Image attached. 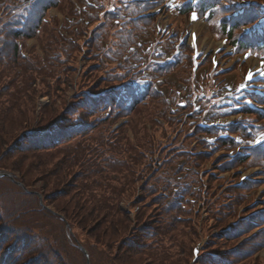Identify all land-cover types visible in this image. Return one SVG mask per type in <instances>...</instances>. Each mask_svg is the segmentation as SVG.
I'll return each instance as SVG.
<instances>
[{"label": "rangeland", "instance_id": "obj_1", "mask_svg": "<svg viewBox=\"0 0 264 264\" xmlns=\"http://www.w3.org/2000/svg\"><path fill=\"white\" fill-rule=\"evenodd\" d=\"M8 1L9 0H0V2ZM78 2H84V0H59L58 4L47 12L46 19H44L42 21L43 24L35 30L34 37L23 42V52H21V56L26 59V62L29 65L33 63L34 54H37L41 58H45V52L42 45L47 44V38L49 36L54 38V40H51V44L47 46V55L49 58L53 59L55 68L50 72V75L43 79L44 83L40 80L37 81L36 78L37 83L34 85L37 93L36 108L45 105H53L54 111L51 113H56L55 117L62 115V112L66 111V108H68V112L64 114V118L66 119V122L69 123L75 122V118L78 116V113H80L78 107L84 106L85 109L92 108L86 97H84L86 90L90 88L98 89L114 83V81L108 80L107 77L118 71L115 64L105 65L101 56L95 52L96 48H94V46L93 48L91 47L90 34H93L96 31L98 28L97 26L99 25L98 22L91 24L87 33H84L85 30L78 34L70 33V30L68 29L69 27L66 26L67 21H65L63 16L66 15V13H68ZM236 9L237 8H235V10ZM91 16L93 17L92 20L100 18L99 10L94 11ZM168 18L173 26L179 30V34L184 33L185 35L187 31H191L192 28L195 29L198 35L197 43L199 42L203 51L212 50L219 46L220 38L216 37L218 32L214 25H212L211 28L202 20H199L197 24H190L187 17L165 16L159 12L157 16L159 26L166 25ZM152 24L153 23H149V25ZM151 29V33L153 34H144V38L155 36L154 29ZM104 31L112 32L113 25H109V28H106ZM172 31H174V29H171V32ZM239 32H241V30H239ZM63 35H66L70 39L79 36L75 40V46H70ZM105 42H107V40ZM113 46L116 47V44ZM228 49L229 48H226L218 53L219 56H222V58H220L221 67L228 68L222 73L232 71L230 76L234 77L237 81L242 76L244 69L248 65L254 66L253 64H256V60L250 58L247 62L241 61L242 52H239L238 56L227 57L228 54H225L226 52L224 51H228ZM189 51V49H186V59L171 71L169 75L172 78L165 82L164 85L159 86L160 92L158 95H155L153 99L145 102L137 109L135 108L131 113L124 114L119 119L112 118L115 117L112 114V111L107 113L106 117L108 118L101 123V126L97 127L95 132L98 135L102 136L103 134L104 137H108L107 134L112 132L114 124L122 121V129H125V132L130 130V135L133 138V141L130 142L131 153L127 154V156L121 155L119 152L115 153L113 143L106 140V144L103 146L108 148H106L105 154L102 153L103 157L109 158L111 156L112 161L116 162L118 168L114 174L109 172V174H105L102 172L104 169L103 165L100 164L96 167L106 177L115 178L116 181L114 184L117 186H119L123 180L130 181V185L124 186L121 189L125 199L122 200L124 201V205H121L130 211V214L126 212L129 219L134 215V212L137 215H140L141 219L131 222L130 225L129 221L124 220L125 226L129 225V227H131V229L127 230L125 235L133 238L139 236V226L143 222L142 226L146 223V225L150 226V229L154 234H160L156 240V244H152V246L156 248L155 251L158 255H164L173 262H176L179 258L180 264H201L193 261V254H191L192 247L197 244L202 245L201 250L222 249L225 252H229L231 248L238 245V252H241L243 249L239 246L248 242V248H255L257 252L249 256L241 257L238 260H232L230 264H264V245L258 246V243L261 240L260 238L264 237V232L261 231L262 228L250 224L247 229L248 232L245 234L249 236H243L240 239L235 235L230 236L228 239L227 235L225 233L221 234L220 230L226 229L228 224L231 221H236L240 215L248 214L254 209L259 210L264 207V200H261L264 198V173L262 168L258 167V170L256 171L254 169L246 171L252 173L251 176L256 177L259 181L254 190L248 193L242 192L243 194L240 196L241 198L239 199L238 204L233 208H229L228 206L233 203L232 201L228 202L226 205L220 206L221 203L229 201L230 196L237 193L232 182L237 179L236 176L238 172L240 178V175L246 170V167L243 166L240 170H237L238 172L234 174V177H232V173L226 171L222 174L216 169V172L212 174V179H206V175H210V172L214 171V168L217 167L219 162H222L223 167H221V169H228L225 167L227 165V156H225L222 151L221 153L213 152L212 150L210 152H201L205 151L208 146L204 141V145L201 147L202 145L198 142V137L191 136L195 134L196 127L191 134H186V131L192 129L194 124H196L194 123L195 115L189 112L191 108L186 107L187 109L181 111L180 113H182V116L177 110H173V106L177 105L179 101H182L185 96L190 99L188 96L189 92L187 90H182L180 87V82L184 83V81L189 79L195 71L191 68ZM221 52L223 54H221ZM210 55L212 56V54ZM210 55L205 56V59H209ZM38 62L44 65L46 60L42 59ZM16 67H18V65L13 66L11 70H8L6 73L9 74L12 72V74L15 75L17 71L13 70ZM27 70H30V67ZM199 70L197 71L198 76L199 73L203 72L202 70ZM239 75L241 76L237 78ZM16 79L17 78L5 77L3 78V81L18 84ZM10 92L15 95V91L12 88L10 89ZM165 97L170 98V104L167 105L161 101V99H165ZM174 98H177L176 102L173 100ZM82 99L85 100L81 101ZM27 104L31 109V104L29 102ZM104 111L105 110L99 111L96 115H106ZM171 112L174 114L173 116L171 115ZM15 113L16 111L12 114ZM30 114L32 115V112H30ZM90 114L91 113H88V115ZM88 115H83V117H88L90 120L95 117H90ZM115 119L116 122L114 123ZM3 126L4 123H0V133ZM21 127L22 125H18L17 130ZM18 134L19 132L16 131L13 133V136L16 137ZM0 137V144L5 140H9V138L3 133L0 134ZM81 140L82 138H73L67 142H62L58 147L54 148L51 152L52 158L49 161V166L47 167L45 175L39 174L38 172L30 174L31 178L24 175L22 170L24 168L26 169L30 162L15 161L12 157L0 161V167L13 169L9 171H11L12 174L14 173V177L17 178V176H19L22 182L27 179L29 189H37L42 192L44 196L59 192V190L67 184H72L74 186L71 190V194L74 195L73 193H76V182H80L81 179V183H84L83 179L89 175L86 172L89 166L88 162H78V159H76V161L71 163L68 157L72 156L71 150L74 149L77 144H80ZM11 141L12 139L10 142L8 141L9 144ZM86 143L87 142L84 139L83 144L85 145ZM62 146L67 149L64 150L67 155L62 154ZM110 146L112 147L114 154H112ZM154 149L155 152H153ZM183 149L185 151H183ZM190 149L191 153H181ZM161 150H163L164 153L158 156ZM84 156L86 157V160L92 157L87 156V154H84ZM216 157L218 158L216 159ZM113 158L115 160H113ZM93 159L95 160V158ZM34 163L37 164L40 163V161H34ZM17 165H21V167H18ZM196 174H199L200 181L204 184V187H202L204 189V196L199 197V200L193 204H188L187 207H190L191 211H184L185 207H181L179 202L173 201L179 190V186L176 184L183 185L189 181L190 177H196ZM99 179L104 180V178ZM100 180H96V182L101 184L102 182ZM15 184L16 183L12 182L9 178L0 181V206L8 205L15 207L18 205V202H21L22 199L20 197H22L21 193L23 192V188ZM191 191L192 189H188L187 193H190ZM105 194H109V191L106 190ZM49 198L54 199L55 197L50 196ZM49 198L47 199V202H50ZM72 198L80 199L77 195H74ZM254 198L257 199V202L241 213V208L247 203H251ZM66 200L67 198L63 196L59 197L57 201L62 203ZM74 201L75 200L69 204L73 205ZM80 201L81 204H84L82 200ZM184 201L187 200L184 199ZM186 204V202L183 203L184 206H186ZM203 204L205 205L202 206ZM260 204L261 206H259ZM207 205L209 207L205 208ZM88 207L89 206L86 205L84 206L86 209H88ZM90 208L92 211L88 214V218H86L92 219L96 217V220H86L84 225L89 227L94 224L100 225V227H97L96 229H93L92 227L89 228L93 230H82L81 228L80 230H72V232L68 231L66 236L68 243L63 247L66 254L64 253L63 257L60 256V258L51 256L53 260L46 259L45 262L39 264H56V260L63 261L66 264H87V257L85 258L82 250L79 246L76 247L73 245L72 240H69L71 238L75 240V237L79 238L77 240L81 245L84 244L89 247L90 250L94 251V255L98 254L97 257L91 258V263L95 261V264H104L103 258L105 256L108 258L110 256L114 258L112 251V244L114 243L112 242L115 239V231L112 228L108 230L106 228L107 235L103 240L104 230L102 225L108 226L106 219L109 212L103 210L98 215L94 214L95 209L92 207ZM178 209L179 214L181 213V215L173 216ZM225 210L226 212H224ZM9 212L13 213V209L11 208ZM31 214L32 212L20 215L15 214L14 219L8 222V225L11 227L8 233V238L10 237L9 243H17V251L26 248L30 257L36 255V253L39 254L38 252H41V250L39 251L37 248L31 246L32 238L29 239L28 244L23 240L18 241V239L14 238L13 235L17 233L16 231H18V234L20 232L21 234L28 232L33 237L41 235L45 240L49 237L47 234L49 226L40 232L36 229L30 228L31 223L27 222ZM253 218L255 219V216ZM56 219L54 220V224L56 225L55 232H57L59 228ZM60 222L62 223V221ZM242 225L244 224L242 223ZM135 226H138L139 228L137 231L133 232L132 228ZM92 231H94V234L98 233L100 237L99 243V239L95 240ZM95 231H97V233ZM217 234L221 235L217 236ZM150 238L151 236L149 235L148 238L144 237L142 240L146 241L148 239L149 241ZM137 239L139 238H136L131 243H134L135 245ZM174 239L184 245L182 251L177 252L178 248L175 246L176 241ZM22 243L25 245H22ZM107 243H112L110 251L105 247ZM32 248L34 251L31 250ZM141 251H135L134 254L140 255ZM16 252H14L16 254H14V259L11 258V262L9 259L7 264H13V262L14 264H24V259H21L19 253L17 254ZM231 253L235 254L237 252ZM228 255L229 254L227 253V256ZM143 258L144 261L146 260L148 262L154 260L148 255H145ZM209 259L210 260L204 264H210L212 259ZM214 264L220 263L214 261Z\"/></svg>", "mask_w": 264, "mask_h": 264}, {"label": "trees", "instance_id": "obj_2", "mask_svg": "<svg viewBox=\"0 0 264 264\" xmlns=\"http://www.w3.org/2000/svg\"><path fill=\"white\" fill-rule=\"evenodd\" d=\"M1 5L2 3H0V12L2 10ZM70 11L73 12V8L70 9ZM14 23L20 24V21H15ZM1 31H2V34H1ZM34 34H35V28L34 26H31L29 23H28V27H26L25 25L24 29L16 30L12 22H6L4 19L0 21V112H2L0 114V118L2 119L0 120V123H4L1 133L5 134L9 139L12 136V132L15 129L17 130L18 125L20 126L22 125L20 129H23L24 127H27V125L25 126V124H29L31 127H33L35 131H37V130L42 129L43 127H46L52 121V119L55 117V114H56V113L54 114L51 113L52 111H54L53 105H45V106H42L41 108L39 119L36 120L37 122L34 124L35 118L32 121L28 122L30 118L33 117V110H34L33 108L36 103L35 100H36L37 93H36V89L34 88V85L37 83L36 78H37V81L40 80L42 83H44V80L42 77L43 76L47 77L48 75H50V72L53 70V68H55V63H53V59L49 58L47 55V46L51 44L52 42L51 40H54V38L51 36L47 38V44L42 45V48L45 52V60H46L44 65L38 62L42 60L43 58L39 57L37 54H34L33 63L29 65L26 62V59L21 56V49L23 48V45L20 47L19 41L24 39V37L26 36L31 37V35H34ZM21 62H23L25 66ZM17 65L19 66L18 68H20L21 70V73L19 74V76H17V79H16L18 81V84L13 83V82H4L3 78L5 77L11 78V74H12V72L9 74H7L6 72L8 70H11L13 66H17ZM29 67H30V70L33 71L32 74H27V72L30 71V70H27ZM11 88L15 91V95L10 92ZM28 102L32 106L31 109L29 108L27 104ZM14 111H16V113L12 114ZM30 112H32V115L30 114ZM51 132L52 133L46 134V135L30 136L26 140V142L30 144L37 143V144L42 145L44 148L49 150L48 153L44 152L43 154H38L36 153L35 150H31L30 148L24 145H22V147L20 148V150L23 153L19 156L18 161L20 162H25V161L30 162L31 161L26 167V169L24 168L22 170V173L24 172V175L30 178H31L30 174H33L35 172L45 175L47 171V167L49 166L48 165L49 161L52 157L51 152L53 148H55L56 146V142H54L55 139H59V140H61L62 138L64 139L63 136L67 135L68 130H67V126L64 124L61 128H55ZM6 143L7 141L5 140L3 143L0 144V150L2 146ZM75 150H80V149H75ZM74 155H75L74 158H72L71 156H68L71 163L74 162L76 159L79 160L81 158L80 156H78L77 153H75ZM34 161H37V162L40 161V163L35 164ZM17 166L21 167V165H17ZM25 183L28 184L27 179ZM85 188H86V191L89 192L88 199H91L92 195L90 193L92 192L93 187L87 184L85 185ZM99 197L101 198L102 196L100 195ZM58 199H54V202ZM116 200L118 201V198H116ZM59 205L61 204L59 203ZM75 205L77 206L76 207L77 209H80V210L83 209L82 205H78L77 203H75ZM3 208L5 209L6 207H3ZM12 208H14V212H15L16 211L15 207L12 206ZM7 211L9 212V210ZM91 211L92 210L90 208L88 209L84 208L83 212L80 214H77L75 210H72L70 213L69 212L66 213V215L70 219L75 220V221L81 218L82 222L84 223L86 220H90L87 218L89 216L88 214ZM99 213H100L99 211L95 210L94 214L99 215ZM7 217L9 219L4 217L0 213V223L2 222L3 224H5L6 222L8 224L10 220L14 219V217H10V216H7ZM92 219L96 220V217ZM124 220L130 222V219L128 218L127 213L122 208H118L115 211L113 210V212H111L106 219V223L108 226L106 225L103 226L101 224L104 230L103 240L106 238L107 230L112 228L115 231V239L112 243L117 242L119 234L121 232L125 233L127 229V226H125ZM83 226L84 228H86V225H83ZM97 226L98 228L100 227V225H97ZM0 227L2 228L3 231H6V229L8 228L7 226H0ZM106 228L107 230H105ZM93 232L94 231H92V234L95 240L99 239L98 240V243H99L100 237L97 231H95L97 234H94ZM112 243H107L105 246L108 248L109 251H110ZM66 244L67 243L65 240V236H64V241H60V240L58 241L54 237L52 238L51 246L54 245V246L64 247L66 246ZM125 247L126 248L133 247V245L131 244L129 246L126 244L124 245V248L120 249L121 253L116 254L114 256V262L116 264H180L179 258L177 259L176 262L169 260L166 263H154V262L145 263L143 257L147 249L146 245L144 247L138 248L137 252H140L141 249L143 248L140 255L134 254L132 250H129V251L126 250ZM91 248H95V247H91ZM112 251H113V247H112ZM109 259L113 260L112 258L110 257L108 258L105 256L103 258L104 264H109L110 263ZM93 263H95V261H93Z\"/></svg>", "mask_w": 264, "mask_h": 264}, {"label": "snow or ice", "instance_id": "obj_3", "mask_svg": "<svg viewBox=\"0 0 264 264\" xmlns=\"http://www.w3.org/2000/svg\"><path fill=\"white\" fill-rule=\"evenodd\" d=\"M196 17H195V15L193 16V19H195ZM252 77V73L250 72L249 73V78H251Z\"/></svg>", "mask_w": 264, "mask_h": 264}]
</instances>
